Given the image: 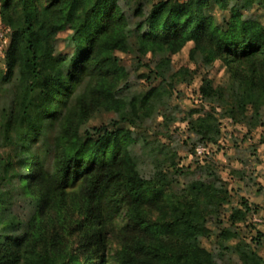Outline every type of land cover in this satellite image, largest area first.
<instances>
[{"label":"trees","instance_id":"obj_1","mask_svg":"<svg viewBox=\"0 0 264 264\" xmlns=\"http://www.w3.org/2000/svg\"><path fill=\"white\" fill-rule=\"evenodd\" d=\"M118 1L0 0L10 39L0 70L10 98L0 130V264H221L199 239L228 191L201 180L180 185L211 169L198 160L181 167L177 153L143 174L134 139L116 126L151 117L167 95L152 88L119 97L127 74L116 52L134 42L143 55L175 54L193 43L192 59L221 61L231 73L226 98L204 81L201 99L212 112L189 126L195 142L217 144L215 102L233 122L264 127V19H246V1L221 28L205 12L213 0H157L131 30ZM229 1L216 0L224 10ZM67 29L73 54L57 57L56 38ZM100 111L119 123L83 129ZM20 203L27 213L17 212ZM249 211L244 203L233 221ZM239 253L242 264H264L247 244Z\"/></svg>","mask_w":264,"mask_h":264},{"label":"rangeland","instance_id":"obj_2","mask_svg":"<svg viewBox=\"0 0 264 264\" xmlns=\"http://www.w3.org/2000/svg\"><path fill=\"white\" fill-rule=\"evenodd\" d=\"M157 0H119L118 6L133 30L135 25L145 21ZM248 6L242 9L246 19H264V0H230L229 9H222L213 0L205 9L208 16L214 18L217 25L225 28V22L231 16L233 7ZM72 32L67 29L60 32L55 42V56L70 57L73 54ZM9 30L0 21V70L4 69L5 53L9 44ZM127 52H116L120 65L127 77L121 85L119 97L130 99L142 97L152 88L166 92L162 104L151 117H142L138 123H119L114 113L98 112L83 129L109 126L114 122L120 129L130 132L135 141L134 149L141 161L143 174L149 177L158 159L166 154L177 153L181 167L194 166V161L209 165V171L200 175L191 173L181 178V184H190L201 180L215 182L227 189L229 201L215 210L208 217L206 226L210 230L208 237L199 239V245L212 253L221 264H242L239 247L249 245L256 250L264 261V127L259 124L253 128L233 122L225 116L221 103L215 102L219 120L221 138L217 144H199L190 133V123L206 113L212 112L210 105L203 102L200 89L204 81H209L212 88L225 99L224 92L231 83L229 69L219 60L205 65L199 57L192 59L190 52L193 43H188L178 53L164 52L140 53L134 42ZM8 86L0 88V130L3 123V110L10 103ZM223 98H222V96ZM264 123V111L261 112ZM95 132V130H94ZM263 141V142H262ZM0 135V154L3 148ZM170 163L165 164V171L171 170ZM204 171V170H203ZM212 172V174H211ZM247 203L250 211L244 220L232 219V213L242 209ZM17 212L27 213L26 205L20 203ZM229 233L228 238L225 235ZM230 238V239H229Z\"/></svg>","mask_w":264,"mask_h":264}]
</instances>
